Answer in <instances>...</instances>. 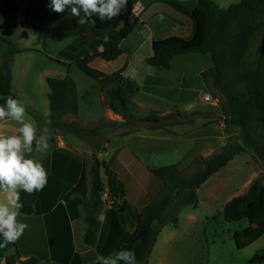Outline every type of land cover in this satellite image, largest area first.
Here are the masks:
<instances>
[{
	"label": "trees",
	"instance_id": "obj_1",
	"mask_svg": "<svg viewBox=\"0 0 264 264\" xmlns=\"http://www.w3.org/2000/svg\"><path fill=\"white\" fill-rule=\"evenodd\" d=\"M137 1L127 0L126 12L115 27L112 25L115 18L99 20L98 17H94L96 25L92 27L78 25V18L74 17L73 26L77 32L75 43H69L59 51V56L69 60L71 53L77 48L76 45H80V53L73 57L74 62L84 73L97 80L104 93L103 104L114 113L127 115L126 120L131 117L128 112L131 99L140 87L134 79L123 75L127 62L124 61L118 69L110 73L92 67L90 62L95 57L112 61L121 54V42L134 31V19L129 14ZM53 15L59 14L53 12ZM190 16L194 23L192 35L182 37L174 34L158 39L152 38L151 54L144 59V62L157 68L169 69L170 60L174 55L191 52L207 54L212 63L201 71L202 79L206 85L210 82L222 95L220 109L223 123L226 126L239 127L242 141L227 142L219 150L207 156L195 155L192 163L196 168L190 173H185L176 163L147 165L150 173L159 180L160 188L148 204L137 210L132 237L120 248V250L134 251L137 264H149L147 258L160 227L166 222L176 225V212L183 205H195L197 188L235 155L248 148L264 165V140L257 141L252 133L253 126H258L264 133V48L258 53L253 64L247 65L245 59L251 38L264 27V0H239L227 7H220L212 0H195ZM105 34L110 38L108 41L103 39ZM6 41L8 50L3 55L2 67H0V106L6 104L9 96L17 99L11 91L10 64L13 55L20 49L11 41ZM46 83L49 88L47 99L51 127L58 131L73 132L79 137L96 133L95 127L86 128L76 120L65 118L67 115L77 113L75 81L68 75L47 76ZM175 111L176 115L165 114L157 117L155 113H151L144 119L154 122L152 128L184 122L193 124V117L177 119V114L184 115V113L178 109ZM191 113L200 114L198 111ZM161 118L163 121L160 120ZM171 118L177 120H165ZM212 121L215 119L204 121L198 127L211 124ZM82 183L81 178L77 187ZM101 185L99 175L95 172L92 195L96 199L101 191ZM39 194V191L31 195L22 192L23 207L19 209V213L34 212ZM221 213L226 221L242 218L248 221L245 227L236 230L233 234L237 247H243L261 236L264 233V182L261 177L255 178L243 194L231 197L224 204ZM86 222L84 241L91 244L95 238L97 220L86 218ZM2 241L3 237L0 236V242ZM14 245L15 243L9 244L0 249V259H3L4 264L39 262V258L33 255L20 258L17 251L7 254V250Z\"/></svg>",
	"mask_w": 264,
	"mask_h": 264
},
{
	"label": "crops",
	"instance_id": "obj_2",
	"mask_svg": "<svg viewBox=\"0 0 264 264\" xmlns=\"http://www.w3.org/2000/svg\"><path fill=\"white\" fill-rule=\"evenodd\" d=\"M36 4L47 7L50 4V0H32L28 6H20L19 10L27 8V17L30 11L33 13L37 10L36 15L40 16L38 12L41 11V8L36 6ZM154 4L159 6H155L156 8L149 12V9ZM194 4L195 0H185L184 2L138 0L129 14L134 19L133 32L136 31L138 23L145 26L146 19L153 13L157 16L164 15L165 28L170 26L174 28L180 27V32L184 35L179 36L190 37L194 31V23L190 16V11ZM161 5L172 7L175 12L165 11V6ZM8 10L9 7L6 0H0V12ZM68 12L70 10L65 11V13ZM65 13L56 16L59 17ZM49 16L50 20L55 16L53 11ZM11 22L17 23L19 20L15 19ZM26 22L32 24L28 19H26ZM184 22L187 24L186 27H181ZM72 28L76 32L74 26ZM165 28L161 29V31L166 32L164 31ZM165 34L162 37L173 35ZM132 35L133 33L128 37ZM128 37L121 42V54L116 59L123 54L125 55L124 61L127 62V65L122 73L124 76L134 79L131 76L132 71H130L131 61L138 55L143 43L146 40H150V51L138 57L139 65L145 63L144 59L151 54V40L155 37L150 32L144 36L139 34L123 47ZM25 48L28 47H22V49ZM178 55L181 54L174 55L171 58L169 69L152 66L154 68H149L151 73L145 74L140 82L134 79L140 87L129 104L128 112L131 115L129 120H126L128 118L127 115L114 113L103 104L104 93L100 85L98 89L86 86L88 93L86 96H81L79 85L75 81L77 113L75 115H67L65 118L76 120L86 128L95 127L97 131L94 134L79 137L73 132L53 129L51 127L47 100L43 102V107L40 110L35 107V103L25 104L31 111L40 113L44 118L48 116L47 124L41 122L42 124L39 126H37L36 122L25 117V122L33 123L38 130L45 127L49 129L50 149L46 153L34 152L31 157L43 164L47 170L48 179L46 186L39 191L40 194L35 202V211L31 214L20 213L18 219L20 222L27 223L28 228L19 240L15 242L14 249L9 254L17 251L20 258L33 255L39 260L43 259L50 262H58L59 264H94L97 262V256L112 255L120 251L121 246L131 239L135 229L137 210L148 204L160 188L159 180L150 173L147 168L148 163L144 161L141 154H158L160 152L158 151L160 149L158 145L162 139H167L168 143L173 145L184 139L199 138V135L196 137L195 134L200 128L203 130L211 128L212 123L202 127L195 126L187 129V132L182 134L183 131L176 132L170 129L169 126L175 129L179 124L183 123L164 125L167 127L168 132L173 135L162 138L159 135H153L152 129H158L152 128L154 122L144 119L152 111H161L160 117H162L170 113L167 108H180L179 103L170 99L166 94L171 89H176L179 94H185L182 91H186V94L190 95L193 94L192 92H196L193 95V103L186 105L190 107L197 103V96L200 95L201 97L202 92L205 94V82L200 73L211 65L210 57L207 54H203L208 58H204L203 66H197V69L193 72L190 68H183L184 66L182 65H173V61L176 57H179ZM20 72L27 75V68H21ZM191 73H195L196 80L193 77L194 74ZM19 76L18 74L15 76L13 71H11V91L15 80H18ZM39 76L40 78H46L47 71H41ZM189 78H191L192 85L189 83ZM90 89H92L91 94L89 93ZM149 94H156L158 98L160 97L164 100L166 107L160 106L149 111H143L144 105L141 98ZM81 105L84 106L83 110H81ZM91 106L92 108L96 106L97 109L89 111L87 108ZM132 107L135 110H140L143 114H133ZM174 115H176V111ZM177 119L183 120L181 115L178 114ZM177 119L171 118L167 120L176 121ZM137 120L149 122L150 124L140 127L130 126L132 121ZM20 126L18 122L5 118L0 121V135L18 134ZM143 129L147 130V132H143ZM151 140H159L158 145L154 146L155 143H151ZM95 172L98 173L102 183L97 199L92 195ZM81 178L83 183L80 187H77L78 182H81ZM3 198L4 193L0 191V200ZM101 212L105 213L107 218L104 223H100L97 219ZM86 218L97 220L95 238L91 244H87L84 241V234L87 228Z\"/></svg>",
	"mask_w": 264,
	"mask_h": 264
},
{
	"label": "rangeland",
	"instance_id": "obj_3",
	"mask_svg": "<svg viewBox=\"0 0 264 264\" xmlns=\"http://www.w3.org/2000/svg\"><path fill=\"white\" fill-rule=\"evenodd\" d=\"M32 0H6L9 7L8 11L0 12V64L2 67L3 55L8 50V44L6 40L11 41L15 47L21 48L18 53L14 54L11 59L10 68L15 74L20 75L18 80L16 79L12 91L23 101L24 104L35 103L37 109L43 107V102L46 99V94L49 88L46 83V78H40L39 73L41 71H47V76L64 77L70 76L79 85L81 96H86L89 88L98 89V82L96 79L90 77L84 73L73 60L74 56L79 55L80 45H76L77 48L71 53L69 60L64 56H59V51L69 43H73L75 40L76 32L72 28L73 17L70 12L61 16H53L50 20L49 4L47 7L40 5V16H37V10L33 13L30 11L27 17V8L19 10L21 7H26ZM172 2H181L182 0H170ZM185 1V0H184ZM220 7H227L231 3H235L239 0H212ZM163 4V3H160ZM159 6L154 4L149 12ZM165 6V11L175 12L172 7ZM159 8V7H158ZM133 9V7H132ZM131 13V10H130ZM157 15L153 13L146 19V25L141 23L137 24L136 31L133 32L131 37H128L123 47L126 46L128 41H132L137 35L143 36L150 32L155 38H161L163 35L175 34L184 35L180 32L179 28L166 27V21H159ZM18 19L19 22L12 23ZM28 19L32 24L26 22ZM6 22V23H5ZM185 22L181 25L186 27ZM165 28L163 32L161 29ZM75 43V42H74ZM22 47H28L22 49ZM264 48V27L258 30L251 38L250 46L246 54V63L251 65L255 62L258 53ZM150 51V40H146L141 46L138 55L131 61V76L137 81H141L145 74L151 73L149 68H154L146 63L140 65L138 57L144 55ZM61 55V54H60ZM173 61V65H182L183 68H190L195 72L197 66L202 67L204 58L207 56L199 53H188L178 55ZM181 56V57H180ZM63 57V58H62ZM125 55L123 54L114 61H105L99 57H96L90 64L92 67L105 71H112L123 64ZM207 60V59H206ZM181 67V66H180ZM27 68V75L21 74L20 69ZM188 70V69H186ZM193 77L196 80L195 73ZM187 77V75H186ZM189 83L192 85L191 78ZM89 93H92L90 89ZM185 94H179L176 89L169 90L166 94L170 99L177 101L179 107L167 108L169 114H174L175 109L183 112L181 118L188 119L194 118L193 124L184 122L179 124L175 129L176 132H187V129L195 127L203 123L204 121H212L211 128L203 130L200 128L195 134L199 138H188L179 141V143L170 145L167 139L158 141L151 140V143H158L160 151L158 154H141L144 161L150 166H160L167 163L175 162L179 168H183L185 173L192 172L196 166L192 163V159L195 155L207 156L220 149L222 145L227 142H241V131L237 126H226L223 123V115L220 109V101L222 95L217 91L209 82L205 84V94L202 92L200 97L197 96V103L191 107L186 106L193 103V95L196 92L186 94V91H182ZM144 108L143 111H149L157 107H166L164 100L158 98L156 94H149L141 98ZM82 104V101H81ZM204 104V105H202ZM81 110L84 106L81 105ZM26 107V118L40 124H47L48 116L44 118L40 113L31 111ZM190 109H183V108ZM175 108V109H174ZM89 111L97 109L96 106ZM132 113L135 115H141L143 112L135 110L132 107ZM193 110L200 112L199 115L191 113ZM34 112V113H31ZM155 112L157 117H160L161 111ZM168 113V112H167ZM217 116H221L219 119ZM160 120L163 121L161 118ZM167 120V119H165ZM42 122V123H41ZM150 124L142 120L132 121L130 126L140 127ZM202 127V126H200ZM163 126L153 130V135H159L162 138L168 135H173ZM143 132L147 130L143 129ZM252 133L257 141L264 140V133L258 126L252 127ZM169 137V136H168ZM171 138V137H170ZM33 151L30 154V158L34 155ZM180 159V160H179ZM179 160L178 162H176ZM261 177L264 182V165L252 151L246 148L243 152L235 155L227 164L213 173L197 188V203L195 205L187 204L183 205L177 212L176 225L170 222L164 223L156 236L155 243L153 244L151 251L148 255L149 264H264V233L256 240L243 246L237 247L234 232L240 230L248 224L246 218H242L236 221H226L222 216V208L224 204L233 196L243 194L257 177ZM13 247L7 250V254L13 251ZM48 260H39L37 264H50ZM0 264H4L3 259H0Z\"/></svg>",
	"mask_w": 264,
	"mask_h": 264
},
{
	"label": "clouds",
	"instance_id": "obj_4",
	"mask_svg": "<svg viewBox=\"0 0 264 264\" xmlns=\"http://www.w3.org/2000/svg\"><path fill=\"white\" fill-rule=\"evenodd\" d=\"M184 2V0H182ZM127 6V0H50V10L61 14L70 10L78 25L95 27L96 19L112 20ZM159 21L165 19L161 14ZM104 41L110 38L107 34ZM89 54L91 50L89 49ZM26 107L23 101L9 96L6 104L0 106V121L10 118L18 122V134L0 135V191L4 198L0 200V249L14 244L28 228V224L18 219L19 209L23 207L21 193L32 194L43 190L47 184L48 173L43 164L30 158V154L46 153L50 145L48 128L37 129L31 122H25ZM100 223L106 221L105 213L98 217ZM97 264H137L135 252L120 250L109 256H97Z\"/></svg>",
	"mask_w": 264,
	"mask_h": 264
},
{
	"label": "water",
	"instance_id": "obj_5",
	"mask_svg": "<svg viewBox=\"0 0 264 264\" xmlns=\"http://www.w3.org/2000/svg\"><path fill=\"white\" fill-rule=\"evenodd\" d=\"M125 12H126V10L125 9H123L122 11H121V13L114 19V22H113V26L115 27V26H117L118 25V23L120 22V19L122 18V16L125 14ZM219 119H222V117L221 116H217Z\"/></svg>",
	"mask_w": 264,
	"mask_h": 264
},
{
	"label": "built area",
	"instance_id": "obj_6",
	"mask_svg": "<svg viewBox=\"0 0 264 264\" xmlns=\"http://www.w3.org/2000/svg\"><path fill=\"white\" fill-rule=\"evenodd\" d=\"M134 7V6H133Z\"/></svg>",
	"mask_w": 264,
	"mask_h": 264
}]
</instances>
